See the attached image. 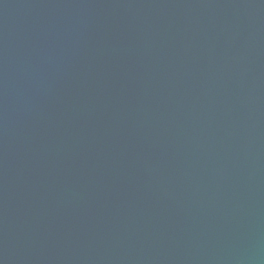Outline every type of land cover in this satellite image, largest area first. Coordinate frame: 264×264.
<instances>
[{
  "label": "water",
  "instance_id": "water-1",
  "mask_svg": "<svg viewBox=\"0 0 264 264\" xmlns=\"http://www.w3.org/2000/svg\"><path fill=\"white\" fill-rule=\"evenodd\" d=\"M0 264H264V0H0Z\"/></svg>",
  "mask_w": 264,
  "mask_h": 264
}]
</instances>
